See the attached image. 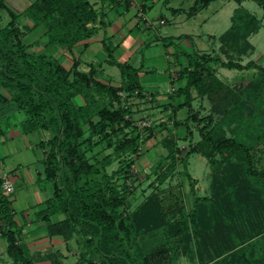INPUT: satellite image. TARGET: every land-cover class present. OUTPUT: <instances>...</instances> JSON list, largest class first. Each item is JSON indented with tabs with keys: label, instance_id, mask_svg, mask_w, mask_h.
<instances>
[{
	"label": "trees",
	"instance_id": "obj_1",
	"mask_svg": "<svg viewBox=\"0 0 264 264\" xmlns=\"http://www.w3.org/2000/svg\"><path fill=\"white\" fill-rule=\"evenodd\" d=\"M212 1L197 0L188 11L172 12L192 16ZM254 1L264 8V0ZM0 8L11 17L6 25L0 23V138L13 127L24 134L49 132L38 147L45 153L44 179L54 188L40 211L51 234L87 238V264H172L181 253L200 264H264V64L240 59L254 50L249 39L261 28L260 18L237 7L231 25L218 37L228 59L210 52L190 54L179 72V80H185L177 89L184 96L181 107H187V119L200 136L180 161L186 169L192 153L207 159L210 194L196 196L188 208L181 191H170L171 197L153 193L132 209L129 185L120 179L130 176L142 145L153 137L149 129L143 139L132 117L129 100L146 96L140 68L117 60L105 41L109 63L121 70L122 82L114 85L94 68L80 70L78 60L68 68L24 41L28 30L42 28L46 46L59 44L70 51L98 32L95 24H106L104 11L92 0H34L20 13L0 0ZM21 16L31 19L33 27H20ZM217 67L255 69L256 74L246 85L232 86L218 76ZM199 98L212 103L203 116L193 107ZM183 124L175 121L177 127ZM162 144L168 151L156 164L159 184L176 172L182 154L172 133ZM96 146L111 151L90 155ZM115 160L126 163V169L109 172ZM188 177L196 194L198 181ZM54 214L65 217L52 222ZM0 222V236L14 263L30 264L1 180Z\"/></svg>",
	"mask_w": 264,
	"mask_h": 264
},
{
	"label": "crops",
	"instance_id": "obj_2",
	"mask_svg": "<svg viewBox=\"0 0 264 264\" xmlns=\"http://www.w3.org/2000/svg\"><path fill=\"white\" fill-rule=\"evenodd\" d=\"M23 1V6L15 8L16 12L5 0L6 4L16 13L24 11L34 0ZM92 1L98 11H104L106 24L103 26L99 22L95 24L99 28L98 32L91 38L77 43L72 50L69 51L59 44L46 46L44 29L31 28L34 22L26 16H21L18 20L19 26L24 30V27L31 28L27 31L24 41L33 50L51 53L68 68L72 66L74 60H78L80 70L90 71L94 68L103 81L119 85L122 82L121 70L117 65L109 63V53L104 43L106 41L108 45L115 49L114 55L117 60L127 61L140 68V80L146 96L139 99L149 102L148 108L151 109H148L147 112L155 115L159 110H165V113L169 116L172 115L169 123L175 125L177 120L175 115H180L187 108L181 107L184 96L178 95L177 89L185 84V80H179L178 76L180 70L188 64V55L190 54L184 50L177 51L173 48V39L182 40L183 37L162 35L160 28L153 27L154 21L157 19L161 24L167 23V18L160 10V2L165 1ZM143 5H146V11L144 16L140 17L139 9ZM152 30L155 34L149 33ZM185 38L188 39L189 37ZM183 55L186 57L185 61L181 58ZM197 102L198 99L194 100V108ZM184 118H187V116ZM182 121L184 124L178 126L179 129L172 128L175 131L173 135L180 147H185L183 145L184 141L189 144L191 142H189V139L185 140L180 137V133L186 128L188 120L184 119ZM171 126L169 127L171 128ZM33 133L38 135L32 137ZM33 133L24 134L19 128L13 127L6 136L0 138V172L8 173L15 185V191L8 195L12 201L17 227L20 230L18 242L22 246L25 256L30 260V264H87L85 259L91 256L87 238L75 236L67 240L62 235L51 234L47 221L40 216V211L45 207L46 200L53 195L54 188L53 183H45L44 174L36 168L39 162L43 164L45 158L44 150L38 147V142L46 140L49 137V132L39 130ZM153 137L145 144H150ZM198 139H194L192 143H195ZM202 158L208 164L207 159L204 156ZM188 165L189 158L185 169V174L189 180L186 203L187 207L191 208L196 196L210 194V182L208 191L204 188L207 193L200 194L203 187L199 183V178L194 177L189 172ZM188 174L198 181L196 194L191 189ZM189 198L193 199L191 205H188ZM64 217V214H54L51 221L58 222ZM0 264H15L14 259L7 252V241L2 236H0ZM172 264L200 263L197 258L194 259L181 253L173 260Z\"/></svg>",
	"mask_w": 264,
	"mask_h": 264
},
{
	"label": "rangeland",
	"instance_id": "obj_3",
	"mask_svg": "<svg viewBox=\"0 0 264 264\" xmlns=\"http://www.w3.org/2000/svg\"><path fill=\"white\" fill-rule=\"evenodd\" d=\"M196 1L197 0H168L166 2H160V10L167 18V23L161 24L159 19H157L154 21L153 27L160 28L162 35L167 34L183 37L182 40L177 38L173 39V48L177 51L184 50L189 54L210 52L215 55L219 54L224 60H227L228 55L224 54L221 50L218 37L229 28L234 10L241 6L260 18L262 20V25L259 31L253 34L249 39L254 46V50L240 59L243 63L255 60L258 63L264 64V8L258 2L254 0H246L242 4H239L235 0H213L207 7L202 8L192 16H188V14L184 12L173 14V8H181L188 11L192 6H194ZM7 2H9L12 8L17 12L15 8L23 6L24 1L7 0ZM10 20L11 17L9 12L6 9L0 8V23L4 26ZM149 33L155 34L153 30L149 31ZM186 35H190L188 39L185 38ZM235 57L238 58V56ZM181 58L185 61L186 57L183 55ZM217 74L222 80L232 86H244L255 76L256 70L250 69L241 71L237 69L217 67ZM194 93L196 92L194 91ZM129 101L134 110V114L132 116L134 124L138 127V130L142 135L141 137L145 139L149 134V129H153L154 136L150 144L147 145L144 143L142 145V149L140 150L142 157L137 159L128 170L130 176H126L127 179L124 177L123 179H120L121 182L125 181L129 185L131 191L128 197L129 204L131 205L130 207L132 209L136 208L138 204L146 200L153 193H160L161 195L168 197L170 195V191H174L175 193L181 191L182 195H184V197L188 200V196H186V194L188 193L189 180L185 174L183 162L180 160L189 150V143L184 141L183 145H185V147L181 146L182 154L179 156L176 172H174V174L163 184H159L157 179L156 164L162 156L167 154L168 151L162 144V141L171 133L175 134L173 128L179 129V127L173 125V123H169L172 115L169 116V114L165 113V110H159L154 115L147 112L148 109H151L148 108L149 102L141 101L139 98H132ZM211 104L210 99L199 98L197 104H195V111H197L199 115L203 116L210 111ZM188 115V110L185 108L180 115L178 114L177 116L176 114L175 117L177 120L182 121L184 119L188 120L187 118H184ZM167 117L168 119H166ZM169 124L172 125L171 128L169 127ZM196 128L197 125L189 119L186 123V128L182 133H180V137L185 140L189 139V142H193L194 139L200 138ZM35 135L38 134L33 133L32 137ZM110 151L111 149L104 151L101 146H96L89 154H95L102 157L104 153ZM128 157L130 156H126L124 158L127 160ZM167 163L169 162H166L162 168L166 169ZM126 167V163L115 160L108 167V171L112 172L120 168L125 170ZM36 168H38L43 174L44 167L41 162L37 164ZM188 170L194 177L199 178V183L203 187L200 194H206L210 182V167L199 153H192L190 155ZM122 175L124 176L126 174L123 173ZM45 183L52 184L51 181L46 180ZM204 188L207 190L204 191ZM192 202L193 199L189 198L188 205H191Z\"/></svg>",
	"mask_w": 264,
	"mask_h": 264
},
{
	"label": "built area",
	"instance_id": "obj_4",
	"mask_svg": "<svg viewBox=\"0 0 264 264\" xmlns=\"http://www.w3.org/2000/svg\"><path fill=\"white\" fill-rule=\"evenodd\" d=\"M144 14H145V11L141 7L139 9V16L143 17ZM173 90H175V88H173ZM0 180L2 181V189L5 193L12 194L15 191V185H14V183H13V181H12V179L8 173L0 172Z\"/></svg>",
	"mask_w": 264,
	"mask_h": 264
}]
</instances>
